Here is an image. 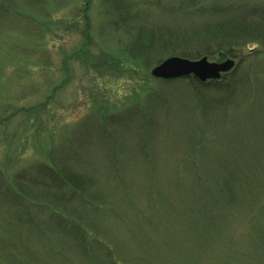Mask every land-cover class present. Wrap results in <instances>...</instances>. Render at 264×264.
<instances>
[{
    "label": "rangeland",
    "instance_id": "374dc122",
    "mask_svg": "<svg viewBox=\"0 0 264 264\" xmlns=\"http://www.w3.org/2000/svg\"><path fill=\"white\" fill-rule=\"evenodd\" d=\"M85 1L0 0V264H264L263 45L203 56L236 64L210 86L150 74L159 33L262 24L264 0ZM86 10V61L140 35L137 75L83 64Z\"/></svg>",
    "mask_w": 264,
    "mask_h": 264
},
{
    "label": "trees",
    "instance_id": "16d2710c",
    "mask_svg": "<svg viewBox=\"0 0 264 264\" xmlns=\"http://www.w3.org/2000/svg\"><path fill=\"white\" fill-rule=\"evenodd\" d=\"M89 1L90 0H86L85 1L86 4L89 3ZM86 9L88 10V7H86ZM87 10L85 12L84 11L82 12L81 14L82 16L79 13L78 15H75V16L77 17V21H82V22H85L86 24L85 28L82 31L83 43L81 45L80 59H82L83 64L89 68L90 63L89 61H86V59L84 58V55L88 53V50L90 48L92 41H94V38H91L92 34L90 30L88 29L92 22H91V17L88 14ZM116 11L120 12V9L117 7ZM261 16L264 17V13H262ZM79 18L80 20H78ZM243 20H249V17H245ZM231 22L232 20H229L226 25L217 24L213 26H208L205 28L204 32L203 31H197L195 33L183 32L180 34H173L172 36L171 34H167V32L159 33L160 35L158 34V37L156 39L157 40L156 46H162V49H163L162 51H166L168 49L169 51L173 50L174 52L171 54L176 55L175 57L194 58V59H199L215 51H219V53L224 55V57L230 56L231 58H237L238 57V52H237L238 46L247 47V45L250 43L251 44L255 43L258 45L262 44L264 47V22L263 21H262V24L258 22L254 25L250 24L247 26H240L237 24L234 25ZM58 24L63 25L64 28H66V31H72V27L76 26V24L72 23L71 27L67 29V24H65L63 20L61 21L58 20ZM221 28H224L223 31L220 30ZM52 31L53 30L50 27H48V35H52ZM131 32H133V30H131ZM174 37H175V40H174ZM142 38L143 37L140 35L136 36V38L133 36L129 37L130 42H131L130 47L126 48L125 52L121 50L120 51L121 53L119 55L103 53L95 61V63L90 64V65L93 66L97 71H99L103 75L106 73L108 74L111 73L115 77H120V78L127 76V75L128 76L137 75L138 70L142 69V67H140L141 60L138 59V57H135L133 59L129 52L130 51L132 52L131 45L133 44V42L135 41V43H138L142 40ZM191 47L193 51L189 50V48L191 49ZM147 48L150 49L151 45L147 46ZM47 50L49 51V56H50L52 53L50 44ZM76 52L77 51H75V53ZM66 57L68 59V57L70 56H66ZM232 71L224 74L222 78L219 80H212L206 83H201L193 77H189L188 79H192V80L194 79L202 85H209L211 83H212L211 85H213V84L220 83L221 81H223V79H225L228 75H230ZM145 79H149V78L145 75L144 82H145ZM225 91L227 92L228 90H225ZM40 106H44V105H40ZM15 109H16V112L20 111V109L24 110L22 112L29 111L27 110L29 108H23V107L15 108ZM99 110H104V109L102 107H99ZM53 169L56 170L55 168ZM63 171L65 174H63V172L61 170H58L57 168V171L55 172L60 177V180L67 184L73 182V181L67 180V178H69V175L65 170ZM7 175L10 178L9 185L13 189H18L16 188L17 186L14 184L13 176L11 175L10 170H7ZM78 183H79V187L83 184L82 181ZM69 185H71L75 191L77 190L73 184H69ZM21 194H22V191H21ZM29 221H31L30 218H29ZM100 241H102L103 246L111 248L108 242H105V241L103 242V240H100ZM100 241H99V244H101ZM80 243L81 245H83V242H80ZM91 246L92 244L90 243V247Z\"/></svg>",
    "mask_w": 264,
    "mask_h": 264
},
{
    "label": "water",
    "instance_id": "95a60500",
    "mask_svg": "<svg viewBox=\"0 0 264 264\" xmlns=\"http://www.w3.org/2000/svg\"><path fill=\"white\" fill-rule=\"evenodd\" d=\"M235 62L227 59L224 62H211L207 57L190 60L171 57L154 67L151 75L157 79L173 80L193 76L201 82L216 80L222 74L232 70Z\"/></svg>",
    "mask_w": 264,
    "mask_h": 264
}]
</instances>
